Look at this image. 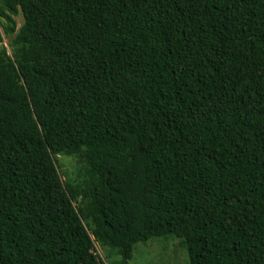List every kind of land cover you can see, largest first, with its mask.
<instances>
[{
	"label": "trees",
	"instance_id": "1",
	"mask_svg": "<svg viewBox=\"0 0 264 264\" xmlns=\"http://www.w3.org/2000/svg\"><path fill=\"white\" fill-rule=\"evenodd\" d=\"M0 264H264V0H0ZM0 31V41H1ZM85 153L84 186L58 155Z\"/></svg>",
	"mask_w": 264,
	"mask_h": 264
},
{
	"label": "rangeland",
	"instance_id": "2",
	"mask_svg": "<svg viewBox=\"0 0 264 264\" xmlns=\"http://www.w3.org/2000/svg\"><path fill=\"white\" fill-rule=\"evenodd\" d=\"M12 18L14 23L10 26L15 27L13 34L6 33L5 26L0 23L2 37L0 52L5 48L9 55H12L14 37L24 24L22 13L12 16ZM55 163L64 184L73 186L86 184L88 160L84 152L73 156L58 155L55 158ZM180 241L176 237H157L146 243H137L130 264H189L188 252ZM93 253L103 264H116L121 258L116 249L99 241H95Z\"/></svg>",
	"mask_w": 264,
	"mask_h": 264
}]
</instances>
